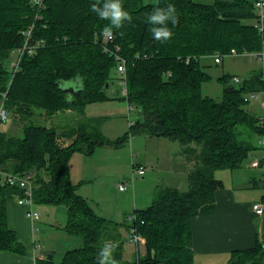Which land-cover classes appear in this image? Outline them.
Listing matches in <instances>:
<instances>
[{
	"label": "trees",
	"instance_id": "obj_1",
	"mask_svg": "<svg viewBox=\"0 0 264 264\" xmlns=\"http://www.w3.org/2000/svg\"><path fill=\"white\" fill-rule=\"evenodd\" d=\"M32 1L0 0V93L7 90V63L12 50L23 45L25 30L35 23L34 38L45 40L35 55L24 57L8 91L6 108L25 127L22 136L0 131V168L16 161L9 169L12 173H32L36 205L66 206L64 230L83 240V246L67 251L62 262L48 256L37 264H98L99 250L108 241L119 245L114 252L118 264H195L192 220L216 212V193L224 186L216 173L241 168L263 134L243 98L263 89L262 74L252 75L240 87L227 86V78H222L224 96L216 101L202 93L210 76L201 58L264 53V32L253 26L258 0H160V7L176 6L179 20L175 26L169 24L173 35L163 43L152 38L151 25L145 22L153 2L122 0L133 20L119 30L123 35L116 34L114 43L128 59L125 99L137 107L139 117L116 141L107 139L84 114L88 104L107 99L106 85L114 80L115 60L102 48V29L108 21L90 10L95 0H45L42 18L36 20ZM72 81L79 88L70 95L61 83ZM70 111L77 120L69 128L59 131L39 122ZM142 134L181 146L190 165L189 188H160L149 207L134 212L136 219L122 228H135L146 239V252L124 261L122 235L118 231L113 241L109 239V227L120 226L101 217L78 194L69 162L76 152L91 155L99 146L119 148ZM17 195L18 188L0 180V252H25L8 226L7 202ZM230 264H264V246L257 241L254 248L235 251Z\"/></svg>",
	"mask_w": 264,
	"mask_h": 264
},
{
	"label": "rangeland",
	"instance_id": "obj_2",
	"mask_svg": "<svg viewBox=\"0 0 264 264\" xmlns=\"http://www.w3.org/2000/svg\"><path fill=\"white\" fill-rule=\"evenodd\" d=\"M195 1L205 4H213L214 2V0ZM144 2L150 3L153 2V0H145ZM14 58L16 57L14 56ZM201 67L210 76V80L202 85V93L216 101H222L224 96V84L222 78H227V86L240 87L244 81L254 74H262V76H264V61H261L254 55L237 57L225 56L220 63L215 62L213 55L205 56L201 58ZM113 77L114 80L111 82L110 86L105 89L107 99L88 104L84 109V114L89 121L91 120V125L98 128L107 139L116 141L118 138L125 136L129 131L130 124L139 117V114L137 110L129 113L128 102L123 96V86L118 80V74L114 72ZM235 77H238L242 82H235ZM254 95L259 96L260 100H255ZM243 98L246 101V109L253 116L258 119L264 116L263 89L253 93H246L243 95ZM75 121L74 112L72 111H70V113H61L51 118H39V122L42 124L56 128L59 131L71 127ZM24 127V123L16 121L10 114L8 122L0 125V131H5L15 136H22ZM259 138H264V135H258L257 139ZM146 139V136L134 135L119 148L107 145L102 146V175L100 178L96 179V181H93L86 186L85 192L99 203V208H102L103 211L102 215L124 225H127L128 223L126 220V214H131L134 211L132 208H128V204L125 202V197L130 195L132 198V192L134 191L132 189H135L137 196H140L141 194L142 197H144V195L149 192L151 184L154 183V180L152 182H142V178L138 176L136 163L140 162L143 156H148L156 164L160 163L161 166L165 163H169L167 157H172V161H175L177 164L178 171H182L184 163L190 167V165L184 161L183 151L179 149L181 146L178 143L172 145L168 150L165 145L155 144L154 142H156V140L146 142ZM132 141H135V143L133 150L131 151ZM136 143L138 144L136 145ZM100 153L101 150H97L94 156H83L85 159L86 157H89V165L87 164V161L86 165L88 167L99 165L101 162ZM133 157L135 160L134 163H132ZM259 158L249 155L247 161L250 162V168H253L251 164ZM247 161L245 164L249 165ZM70 165H72V162H69V167ZM254 169L255 170L253 171H256L257 168ZM73 173H75V171H73ZM152 174L153 170L150 165L147 175L143 178H148L149 175L152 176ZM183 175L184 174L180 173V178L176 185L181 192H184L189 188V181L188 179L184 180L182 177ZM126 178H130L131 182L126 180ZM125 183L128 184V190L126 193L120 194L119 186ZM77 185H79V183L75 186L77 187ZM133 185L134 188L132 187ZM262 191H264V188ZM91 198L90 200H92ZM91 203L94 205L93 201H91ZM36 208L40 213V220L38 223H41L36 227V237L38 240L40 239L42 242L50 243L53 246L56 252L54 258L55 263L62 262L68 250L83 246V240L80 236L71 235L69 233L65 234L62 232L64 234L57 237L54 235V231L51 230L52 227H54L51 225L55 223L60 226L61 229H63V226H66V206L39 204L36 205ZM123 211H125V213ZM41 228L42 231L39 230ZM109 230H111V234L109 233V239L112 241L114 239L113 235L118 233V231L122 235L123 260L134 261L137 258V247L131 242L130 232L125 231L124 228L118 230L116 227H109ZM143 240L146 242L144 237ZM144 242L140 243L141 256H144L146 252Z\"/></svg>",
	"mask_w": 264,
	"mask_h": 264
},
{
	"label": "crops",
	"instance_id": "obj_3",
	"mask_svg": "<svg viewBox=\"0 0 264 264\" xmlns=\"http://www.w3.org/2000/svg\"><path fill=\"white\" fill-rule=\"evenodd\" d=\"M74 117L77 120L75 113ZM142 136L147 137L146 142L156 140L157 143L154 142L155 144L165 145L168 150L175 144V142L165 137L145 134H142ZM258 140L256 138V149L250 154L256 158L262 155V149L258 145ZM134 143L135 141H132L131 151L133 150ZM179 149L182 151L181 147ZM97 150H101V162L99 165H95V167H88L86 161L88 164L89 157L85 159L83 156H94ZM167 159L169 163H165L162 166L160 163L156 164L148 156H143L142 160L136 163V166L144 167L145 169L143 175L138 174L142 178L141 181L146 183L154 180V183L151 184L149 192L144 197L141 194L137 196L135 189H132L134 190L132 192V198L130 195L125 197L128 208L134 210L133 213L126 214L128 223H130L129 219L134 215L135 211L145 209L152 204L160 188H174L179 190L176 185L179 181L180 173L184 174L182 176L184 180L188 179V166L186 163H184L182 171H178L177 164L175 161H172V157H167ZM183 159L186 162L184 155ZM134 161L133 157L132 163ZM71 162V182L74 185L79 183L76 187L78 194L85 198L101 217L113 221L122 228L124 224L102 215L103 211L102 208H99V203L85 192L87 184L96 181L102 175V146L97 147L91 155H86L81 152L74 153L70 159ZM247 163L249 165L244 164L237 170H221L216 173V177L222 180L224 184L223 188L216 193V212L212 215L197 216L192 220L195 264H230L232 253L235 251L254 248L257 241L264 246V213L256 214L253 210V204L255 202L264 200V191H262L264 186L260 183V180L264 179V170L262 168L258 170V167H253L252 164L251 166L253 168H250V162L247 161ZM15 164H17L16 161H10L4 170L12 173L9 169ZM150 165L153 170L152 176L149 175L148 178H143L147 175ZM254 168H257L256 171H253L255 170ZM126 180L131 182L130 178H126ZM132 187L134 188V185ZM127 190L128 188L125 191H119L121 192L120 194H124ZM91 201H93L94 205ZM26 211V207L19 205L16 198L8 200V226L11 230L15 231L19 241L25 248V252L22 254L9 251L0 252V264H37L38 260H44L48 256H51L54 261L56 252L53 246L50 243L42 242L40 239L38 240L36 237V227L41 224L38 223L40 219L31 221L27 217ZM125 211L123 212L125 213ZM51 226H54L51 230L54 231V235L57 237L64 233L68 234L63 230L65 226H63V229L56 225V223ZM39 230L42 231V228ZM136 247L138 257L141 255L140 246L136 245Z\"/></svg>",
	"mask_w": 264,
	"mask_h": 264
},
{
	"label": "built area",
	"instance_id": "obj_4",
	"mask_svg": "<svg viewBox=\"0 0 264 264\" xmlns=\"http://www.w3.org/2000/svg\"><path fill=\"white\" fill-rule=\"evenodd\" d=\"M32 5L36 10V20H40L42 18V12L45 9V0H33ZM256 11V19L253 23V26L258 29L260 32H264V0H258L255 4ZM34 28L35 23L31 24L24 32V42L23 45L19 48L12 50L11 58L7 63L9 72H10V82L7 86V90L3 93H0V125L6 124L9 120V112L6 108V99L7 94L10 89L13 78L19 72L22 60L26 56L35 55L44 45L45 40L34 38ZM102 48L103 52L115 60L116 63V73L118 74V79L120 84L123 86V96L127 99L128 91H127V63L128 59L124 57L121 53V47L114 43V38L109 39L107 36L103 35L102 39ZM254 55L261 61H264V53H249V52H232L230 54H216L213 55L215 62L220 63L222 58L225 56H249ZM14 56L16 58H14ZM140 58V55L136 56ZM147 58V55L143 56ZM190 62V58L186 59V63ZM171 76L170 73L165 75L166 78ZM235 82L241 83L242 81L238 78H234ZM262 81L264 85V76H262ZM264 90V87H263ZM255 100H260V97L254 95ZM128 102V101H127ZM264 108V103H263ZM129 113L131 111L137 110V107L128 102ZM135 122V121H134ZM132 122L130 125H132ZM259 125L263 130L264 135V116L259 118ZM258 145L262 149V156L252 163L253 167L262 168L264 170V138H259ZM138 174L143 175L145 173L144 167L137 166ZM0 180L7 184L10 187L18 188L21 192V195H17L15 198L19 205H23L26 207V215L31 221H37L40 219V213L36 208V203L34 201V175L32 173H24V174H15L8 173L3 168H0ZM127 189V184H123L119 186L120 191H125ZM253 210L256 214L264 213V200L257 201L253 204ZM136 219L135 215H132L129 219L130 223ZM131 234V242L137 246H140L141 242H144L143 236L137 232L135 228H132L130 231Z\"/></svg>",
	"mask_w": 264,
	"mask_h": 264
},
{
	"label": "clouds",
	"instance_id": "obj_5",
	"mask_svg": "<svg viewBox=\"0 0 264 264\" xmlns=\"http://www.w3.org/2000/svg\"><path fill=\"white\" fill-rule=\"evenodd\" d=\"M159 2L160 0H153V9L146 16L145 22L151 25L152 38L163 43L173 35L169 24L175 26L179 20L174 4L169 3L166 7H160ZM90 10L100 20L108 21L103 26L102 33L109 39L115 38L116 34L123 35L119 30L124 28L126 23L131 24L133 20L131 13L125 10L122 0H95ZM118 246L117 242H104L97 256L98 264H118L114 258Z\"/></svg>",
	"mask_w": 264,
	"mask_h": 264
},
{
	"label": "water",
	"instance_id": "obj_6",
	"mask_svg": "<svg viewBox=\"0 0 264 264\" xmlns=\"http://www.w3.org/2000/svg\"><path fill=\"white\" fill-rule=\"evenodd\" d=\"M61 87L64 92L69 93L70 95L74 94L79 88L78 84H76V81L63 82L61 83ZM106 87H109V84H107ZM37 169H39V166L37 167ZM260 183L264 186V179L260 180Z\"/></svg>",
	"mask_w": 264,
	"mask_h": 264
}]
</instances>
